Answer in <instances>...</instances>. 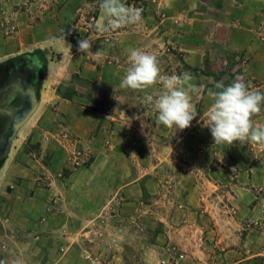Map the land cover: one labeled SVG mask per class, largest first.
Returning <instances> with one entry per match:
<instances>
[{
	"label": "crops",
	"instance_id": "obj_1",
	"mask_svg": "<svg viewBox=\"0 0 264 264\" xmlns=\"http://www.w3.org/2000/svg\"><path fill=\"white\" fill-rule=\"evenodd\" d=\"M124 3L143 4V20L99 31L106 24L100 0H0V65L33 58L42 68L35 109L0 164L4 183L18 182L12 197L0 195V219L10 222L14 237L7 239L15 254L12 264H127L134 245L132 224L138 215L149 222L152 198L174 209L171 216L161 217L169 229L160 233V243L178 245L188 264H264V145L207 143L195 163L170 161L173 149H158L152 139L177 130L156 119L149 122L144 111L120 110V104L128 108L144 101L117 100L106 116L92 111L86 99L65 100L58 93L75 74L89 82L117 79L118 70L104 67L109 56L110 65L120 55L128 60L132 48L160 57L168 45L174 62L193 71L206 64L242 67L256 82L254 89L264 92V0ZM96 8L97 33L112 32L110 41L100 34L82 39L92 41L93 54L102 50L101 58L54 43L64 31L72 46L74 30L85 26L86 14ZM3 13H13L19 29L14 37L7 38L1 28ZM202 96H194L198 115L187 134L199 133L213 142L210 129L200 127L212 103ZM255 120L264 124V112ZM62 132L75 142L62 141ZM182 135L180 131L181 140ZM29 141L40 147L38 156L27 151ZM76 151L88 160L80 169L71 163ZM64 171L68 176L61 180ZM138 205L141 214L133 211ZM109 207L112 212L106 211ZM24 230L34 237L31 242L19 237Z\"/></svg>",
	"mask_w": 264,
	"mask_h": 264
},
{
	"label": "rangeland",
	"instance_id": "obj_2",
	"mask_svg": "<svg viewBox=\"0 0 264 264\" xmlns=\"http://www.w3.org/2000/svg\"><path fill=\"white\" fill-rule=\"evenodd\" d=\"M140 8H144L143 4H139ZM98 8L90 11L86 14V25L76 27L74 30V33L72 35V41L78 42L81 40L84 36L90 35V34H100L102 36H105V39L110 41L111 33L105 32V33H97V28L95 27V19L97 17ZM83 14V13H81ZM13 13L5 14L3 13V20L4 23L1 26L2 30L5 33V36L7 38L14 37L18 33V27L16 26L14 22ZM81 18V15L78 16L76 20V25H78V19ZM138 29H135L137 31ZM141 33L137 32L136 34ZM109 44V42H107ZM161 56L158 57L160 62V67L162 71L165 74L172 75V74H181L183 72H189L193 75L195 78L193 83L199 84L200 86L204 87L203 91L200 93V96L203 95L201 98H206L208 89H214V85L216 82H219L221 80L224 81L225 85H228L232 83L237 76H243L245 78V83L249 85L250 88L255 87L256 82L250 80L248 77H246L243 73V68L238 67L235 69H229L224 68L221 66H216L212 64H206L203 69H200L198 71H193L190 69L186 64L181 63L180 61L174 62L173 56H174V50L172 47L165 46L161 50ZM111 58L110 56L106 61H104V67L113 69V72L116 73L117 70L119 71V76L117 79H113V81L109 80L108 83L102 78H98L97 80H93L91 82L84 80L81 78L79 74H75L72 76L71 80L69 81L67 87L65 89L59 90V96L62 99L65 100H72L74 98H82L90 101L92 103V111H95L97 113H102L106 116H110L114 106L116 105L117 100L123 99V100H129V101H144L143 104L133 105L130 107H123L122 104H120V110H128L131 114L134 110H138L140 112L144 111L148 113V116H146L147 120L149 122H153L157 118V113L152 105L151 102L147 100V97L149 95H155V93L160 89V86H156L155 88H149L143 91H133L130 89H122V88H113L110 87V84H118L120 86L121 79L123 78L126 68L128 67V60L120 55V59L118 61L112 60V65H110ZM34 64H36V68L40 69V73L38 76V84H40V74H41V62H38L37 59H34ZM118 68V69H117ZM199 72V73H198ZM36 96V94H35ZM35 103L38 97H35ZM125 106V105H124ZM136 106V107H135ZM136 115V114H135ZM141 118V116H140ZM207 120V119H206ZM206 120L202 123L203 126L200 125V127H204L206 129ZM208 121V120H207ZM189 129L183 130L182 140L179 138V132L177 130V133L174 132L170 133L167 137L165 136H156L154 139H152V143L156 148H162L167 149L168 152L173 149L170 156L168 157L170 161H177L185 163H195L196 159H198V155L200 153V150L202 148L207 146V143H215L213 142H207L206 139L200 138L199 133H194L192 136H188L190 134H187ZM22 133V132H21ZM20 133V134H21ZM65 134H69L68 132H62L60 133V138L62 141H65L66 143H74V139L71 137V141H66L63 139ZM21 136V135H20ZM154 137V134L152 133V138ZM237 143V142H236ZM224 144H221V146ZM220 146V145H218ZM228 147V146H227ZM13 150L15 149V144L12 147ZM28 152L32 153L38 156L40 152V147L33 146L28 144ZM194 153H193V152ZM85 155L82 151H76L72 154L71 157V163L74 169H80L83 166L86 165L87 161ZM46 159V158H45ZM171 163V162H166ZM69 171H64L61 176L58 178L63 180L68 176ZM6 175L1 176L0 175V187L2 188V192L0 195L1 197H12L15 192L16 185H18V182H15L13 184H6L4 183ZM149 210H150V220L149 222L138 215L136 216L134 222H133V229H134V245L133 251L129 253V258L127 264H159L161 258L163 257V249L172 244L177 246L179 249L180 247L173 242L167 241L164 244H161L159 241L160 233H162L165 229H169L168 227L164 225V223L161 220V217H167L171 216L173 212V208L167 203L164 204L163 202L160 203V199L158 198H152L151 203L149 204ZM106 211L112 212V209L109 207ZM133 211L139 212L141 214L142 206L136 207ZM106 222V221H105ZM98 221H96V224ZM110 222L107 223L109 225ZM7 227V228H6ZM10 222L7 220L0 219V262L2 264H12L15 258V254L13 252H9L10 244H8L7 239L10 237H13V232L10 230ZM27 228V225H25ZM24 230L22 235H19V237L25 242H31L34 237H31V233L25 232ZM150 248V251L147 248ZM143 247H145L143 249ZM107 251H111L112 248L107 244ZM144 250V251H143ZM29 258L31 257L30 253H27ZM106 256H109V252L106 254ZM27 258V257H26Z\"/></svg>",
	"mask_w": 264,
	"mask_h": 264
},
{
	"label": "clouds",
	"instance_id": "obj_3",
	"mask_svg": "<svg viewBox=\"0 0 264 264\" xmlns=\"http://www.w3.org/2000/svg\"><path fill=\"white\" fill-rule=\"evenodd\" d=\"M99 8L106 17V24L98 26L99 31L120 29L143 20V9L129 6L124 0H100ZM53 41L71 50L64 31ZM77 44L79 52L90 53L97 59L103 56L102 50L95 54L91 52L92 41L88 38L79 40ZM194 79L189 72L165 74L155 54L132 48L129 49L128 67L120 88L143 91L160 86L154 96L147 97L157 113L156 123L183 131L191 127L198 115L194 96L199 97L201 86L193 83ZM207 95L212 103L206 114V127L210 129L215 145H233L236 142L264 145V124L255 120L264 112V92L250 88L243 76H237L228 85L223 80L216 82L214 89H208Z\"/></svg>",
	"mask_w": 264,
	"mask_h": 264
},
{
	"label": "flooded vegetation",
	"instance_id": "obj_4",
	"mask_svg": "<svg viewBox=\"0 0 264 264\" xmlns=\"http://www.w3.org/2000/svg\"><path fill=\"white\" fill-rule=\"evenodd\" d=\"M33 58L15 59L0 65V164L16 135V122L35 104L40 69Z\"/></svg>",
	"mask_w": 264,
	"mask_h": 264
},
{
	"label": "built area",
	"instance_id": "obj_5",
	"mask_svg": "<svg viewBox=\"0 0 264 264\" xmlns=\"http://www.w3.org/2000/svg\"><path fill=\"white\" fill-rule=\"evenodd\" d=\"M66 141H71L69 134H65L63 137ZM189 257L186 253L182 252L175 245H168L163 249V257L159 264H188Z\"/></svg>",
	"mask_w": 264,
	"mask_h": 264
},
{
	"label": "water",
	"instance_id": "obj_6",
	"mask_svg": "<svg viewBox=\"0 0 264 264\" xmlns=\"http://www.w3.org/2000/svg\"><path fill=\"white\" fill-rule=\"evenodd\" d=\"M34 109H35V104L31 110L27 111L26 114L22 116V120H20L19 123L16 122V126L14 127V129H16V132L28 120Z\"/></svg>",
	"mask_w": 264,
	"mask_h": 264
},
{
	"label": "trees",
	"instance_id": "obj_7",
	"mask_svg": "<svg viewBox=\"0 0 264 264\" xmlns=\"http://www.w3.org/2000/svg\"><path fill=\"white\" fill-rule=\"evenodd\" d=\"M72 48H73V51H74V52L78 51V50H77V49H78V44H77L76 41H72Z\"/></svg>",
	"mask_w": 264,
	"mask_h": 264
}]
</instances>
